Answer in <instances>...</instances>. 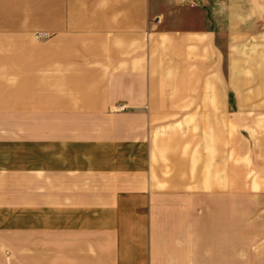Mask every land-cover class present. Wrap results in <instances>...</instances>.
<instances>
[{"label": "crops", "instance_id": "0c3cea01", "mask_svg": "<svg viewBox=\"0 0 264 264\" xmlns=\"http://www.w3.org/2000/svg\"><path fill=\"white\" fill-rule=\"evenodd\" d=\"M0 264H264V0H0Z\"/></svg>", "mask_w": 264, "mask_h": 264}, {"label": "built area", "instance_id": "2783aa9c", "mask_svg": "<svg viewBox=\"0 0 264 264\" xmlns=\"http://www.w3.org/2000/svg\"><path fill=\"white\" fill-rule=\"evenodd\" d=\"M48 35L46 33H35V38L39 41L46 39Z\"/></svg>", "mask_w": 264, "mask_h": 264}, {"label": "rangeland", "instance_id": "374dc122", "mask_svg": "<svg viewBox=\"0 0 264 264\" xmlns=\"http://www.w3.org/2000/svg\"><path fill=\"white\" fill-rule=\"evenodd\" d=\"M204 125L202 124H198V129H197V132L198 133H201V132H204ZM201 140L199 139V144H200Z\"/></svg>", "mask_w": 264, "mask_h": 264}]
</instances>
